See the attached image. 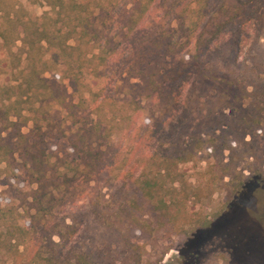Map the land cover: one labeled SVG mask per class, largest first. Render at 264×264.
<instances>
[{
	"label": "trees",
	"instance_id": "16d2710c",
	"mask_svg": "<svg viewBox=\"0 0 264 264\" xmlns=\"http://www.w3.org/2000/svg\"><path fill=\"white\" fill-rule=\"evenodd\" d=\"M45 2L51 10L32 18L22 0H0V176L20 159L29 188L23 213L0 209V255L10 258L4 264H162L145 257L147 245L175 236L181 264H209L214 257L264 263V200L253 215L242 202L259 196L264 178L252 168L244 176L237 159L240 153L257 158L253 148L264 123V0H139L117 43L100 21L105 0ZM133 51L141 58L133 86L149 99V115L140 102L110 145L100 143V123L81 125L68 137L73 157L65 151L69 160L58 158L70 169L77 162L70 175L49 152L50 138L66 133H52L46 101L62 98L65 86L47 73L63 64L84 105L81 87L91 64L116 56L126 62ZM226 57L232 65L223 70ZM6 75L11 79L3 84ZM212 90L210 97L224 98L233 116L190 135L196 97ZM205 147L213 158L205 184L195 185L185 165ZM81 170L91 180L109 175V193L94 208L102 225L115 227V245L85 247L77 241L80 228L56 214L60 194ZM219 187L227 190L226 202L214 217L195 210Z\"/></svg>",
	"mask_w": 264,
	"mask_h": 264
},
{
	"label": "rangeland",
	"instance_id": "374dc122",
	"mask_svg": "<svg viewBox=\"0 0 264 264\" xmlns=\"http://www.w3.org/2000/svg\"><path fill=\"white\" fill-rule=\"evenodd\" d=\"M138 1L139 0H105L104 12L101 14L100 21L107 22V31L113 42L117 43L122 39L121 26L124 23L123 21L126 17V13L129 7L136 5ZM22 3L28 15L32 18L41 16L51 10L50 7L46 5L45 0H22ZM176 24L177 23H173V25ZM262 43H264V39ZM21 44V41H17L16 43L18 48L21 47ZM183 53L186 54L188 60L191 59L192 50L187 49V51ZM50 56L51 54L47 55V57ZM139 58L140 56H137L133 51L130 56L131 60H127L126 62H120L117 56L115 59L109 60L107 64H99V60H95V62L91 64V72H89L85 80L86 87H81L85 99L84 105H82L81 93L74 91L70 86L63 64H60L59 68L52 72L47 73L48 77L54 79L60 85L65 86V92L62 98L56 100L48 99L46 101L48 105L46 108H50L52 114V133H58L60 129L66 133V136L62 137L60 140L54 137L50 138L49 147L52 162H57L63 171L69 169L68 172L70 175L75 173L74 167L77 166V162L73 163L70 169L65 166L64 162L58 160V158L64 156V160L67 161L69 160V156L73 157L68 137L73 136L81 125L86 124L88 127H91V125L100 123L102 127L100 143L110 145L118 142L121 130L127 123L128 115L132 113L140 102L145 105L146 116L149 115V99L140 93L142 91L141 89H136L133 86L134 82L137 81L135 75L140 65ZM85 64L88 65V63ZM25 65L26 62L23 61L22 66L24 67ZM231 65L232 61L229 57H226L221 65V69H228ZM10 79L11 76L6 75L1 78V82L7 84ZM198 92H201L200 88H198ZM213 93L214 90L210 92L205 91L200 97H196V114L191 124V131H189L190 135H204L207 127L210 125H217L220 121L226 122L233 116L234 112L232 108L228 106L224 98H211L210 95ZM72 105L75 106L76 115L72 114ZM30 127L31 124L25 127L24 132L28 133ZM257 133V145L254 144L255 148H253L257 158L244 157L245 154L238 153V169L243 170L242 173L244 176L251 174L250 168L255 172L261 170L259 175L264 178V123ZM250 139V136L246 138L247 141ZM237 144L245 146L244 141H241V143L238 142ZM65 151H67L66 153H68L69 156L64 155ZM212 158L210 148L205 147L193 156V160L190 163L185 165V170L187 171L186 175L192 183L195 185L205 184L206 179L203 176V172ZM224 159L225 161L229 160L228 150L224 153ZM2 167L5 168V164H2ZM81 171L84 174L80 175L73 185L64 188L60 194L64 200L56 209V214L80 228L77 241L85 247L92 246L96 243L103 248L109 244L115 245L118 239L115 227L102 225L100 222L101 215L97 209L94 208V205L99 200L104 201V195L109 193L107 184L109 175L104 176L103 179L101 178L98 181L88 178L87 170L85 172L84 170ZM24 175L25 170L20 159H17L13 163L11 169L4 170L1 173L0 209H13L21 213L24 212L22 205L26 193L29 191L25 182L26 180H24ZM229 179L230 177H227L225 181ZM226 193L227 190L224 187H219L213 192L210 199L206 198V205L196 206L195 210L203 213L209 212L214 217L215 213H218L224 207ZM258 195L259 196L251 201H242L243 204L248 205L252 209L250 210L252 215L253 212L259 210L257 204H259L262 199L264 200V183H262V188ZM257 214L258 213H254L256 216ZM233 216L235 215H232V217ZM240 217L241 215L237 217L239 221H241ZM242 234L244 235L245 232ZM178 239L179 238L175 236V238L171 239L164 238L151 241L147 245L145 257L152 258L153 260L160 259L162 264H181V253L177 248L178 242L175 243ZM116 246L123 248L122 244ZM8 258L7 255H0V264H4L7 260L10 261V258ZM209 264L229 263L222 258L214 257L210 260Z\"/></svg>",
	"mask_w": 264,
	"mask_h": 264
}]
</instances>
